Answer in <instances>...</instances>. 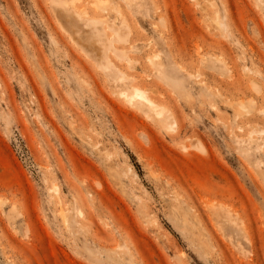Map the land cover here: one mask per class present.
Returning a JSON list of instances; mask_svg holds the SVG:
<instances>
[{"label":"rangeland","instance_id":"1","mask_svg":"<svg viewBox=\"0 0 264 264\" xmlns=\"http://www.w3.org/2000/svg\"><path fill=\"white\" fill-rule=\"evenodd\" d=\"M0 264H264V0H0Z\"/></svg>","mask_w":264,"mask_h":264},{"label":"bare ground","instance_id":"2","mask_svg":"<svg viewBox=\"0 0 264 264\" xmlns=\"http://www.w3.org/2000/svg\"><path fill=\"white\" fill-rule=\"evenodd\" d=\"M136 95H141V93L140 92H137V94Z\"/></svg>","mask_w":264,"mask_h":264}]
</instances>
